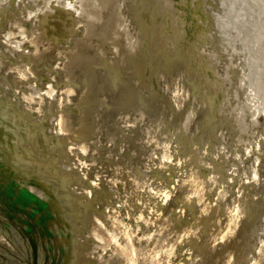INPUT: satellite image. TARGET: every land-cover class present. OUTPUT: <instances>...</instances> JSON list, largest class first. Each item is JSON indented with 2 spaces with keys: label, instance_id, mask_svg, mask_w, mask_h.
I'll list each match as a JSON object with an SVG mask.
<instances>
[{
  "label": "rangeland",
  "instance_id": "1",
  "mask_svg": "<svg viewBox=\"0 0 264 264\" xmlns=\"http://www.w3.org/2000/svg\"><path fill=\"white\" fill-rule=\"evenodd\" d=\"M0 41V146L47 182L12 206L0 174V264H264V0H0ZM37 202L76 233L21 224Z\"/></svg>",
  "mask_w": 264,
  "mask_h": 264
},
{
  "label": "bare ground",
  "instance_id": "2",
  "mask_svg": "<svg viewBox=\"0 0 264 264\" xmlns=\"http://www.w3.org/2000/svg\"><path fill=\"white\" fill-rule=\"evenodd\" d=\"M5 2V1H4ZM98 2L100 3V5H103V4H107L109 2V0H98ZM109 8V7H108ZM79 9V8H77ZM107 9V8H106ZM103 11V10H102ZM101 11V12H102ZM132 11V10H131ZM13 12V11H12ZM69 12V11H68ZM67 13V11H66ZM68 14V13H67ZM9 16V15H8ZM15 17V16H14ZM112 17V16H111ZM67 18V17H66ZM101 20V19H100ZM55 21V20H54ZM44 22V21H43ZM47 22V21H46ZM58 22V21H57ZM139 22V21H138ZM48 23V22H47ZM9 24V23H8ZM58 24V23H57ZM56 24V25H57ZM102 24V23H101ZM60 25V24H59ZM95 25V24H94ZM9 26V25H8ZM44 26V25H43ZM110 27V26H108ZM50 28V27H49ZM54 28V27H53ZM51 29V28H50ZM95 29V27L93 28ZM84 30V29H83ZM51 32V31H50ZM49 32V33H50ZM68 32V31H67ZM94 32V31H93ZM7 33V32H6ZM17 33V32H16ZM53 35H54V32H52ZM2 34V33H1ZM46 34V33H45ZM85 34V32H84ZM108 34V33H107ZM49 35V34H48ZM46 35H44L45 37ZM3 38V37H2ZM95 38V37H94ZM4 39V38H3ZM98 39V38H96ZM5 40V39H4ZM63 40V39H62ZM49 41V39L47 40ZM67 41V40H66ZM65 41V42H66ZM1 42V41H0ZM68 42V41H67ZM64 43V42H63ZM91 43V41H90ZM1 44V43H0ZM87 44V43H86ZM14 45V44H13ZM88 45V44H87ZM55 46V45H54ZM90 46V45H89ZM109 47L110 49V46H107ZM145 48V47H144ZM35 49V48H34ZM33 49V50H34ZM52 49V48H50ZM56 49V48H55ZM54 50V49H53ZM100 50V49H99ZM47 51V50H46ZM98 51V50H97ZM3 52V51H1ZM51 52V51H50ZM105 52V51H104ZM106 53V52H105ZM109 53V52H108ZM4 54H6V52H4ZM55 54V53H54ZM115 55V54H114ZM174 55V54H173ZM108 56V55H107ZM6 57V56H4ZM85 57V56H84ZM88 57V56H86ZM102 57H105V56H102ZM112 57V56H111ZM115 57V56H114ZM8 58V57H7ZM83 58V57H82ZM120 58V57H119ZM118 58V59H119ZM54 59V58H53ZM79 59V58H78ZM126 59V58H125ZM138 59V58H137ZM170 59V58H169ZM9 60V59H8ZM130 60V59H129ZM146 60V59H145ZM167 60V58L165 59ZM171 60V59H170ZM56 61V60H55ZM63 61V60H62ZM84 61V60H83ZM194 61V60H193ZM80 62V61H78ZM137 62V61H136ZM154 62V61H153ZM168 62V61H167ZM10 63V62H9ZM151 63V62H149ZM156 63V62H155ZM17 64V63H16ZM28 64V63H27ZM194 64V62H193ZM138 65V64H137ZM152 65V63H151ZM191 65V64H190ZM18 66V65H17ZM20 66V65H19ZM76 66V64L74 65ZM156 66V64H155ZM172 66V65H171ZM182 66V65H180ZM15 67V66H14ZM21 67V66H20ZM79 67V66H78ZM138 67V66H137ZM168 67V66H167ZM166 67V68H167ZM24 68V67H23ZM27 68V67H26ZM77 68V66H76ZM82 68V66H81ZM80 68V69H81ZM169 68V67H168ZM5 69V68H4ZM71 69V68H70ZM131 69V68H130ZM158 69V68H157ZM180 69V68H179ZM20 70V69H19ZM45 70V69H43ZM3 71V70H2ZM25 71V70H24ZM30 71V70H29ZM68 71V70H67ZM72 71V70H71ZM131 71V70H130ZM151 71H154V70H151ZM150 71V73H151ZM173 71V70H172ZM20 72V71H19ZM23 72V71H22ZM32 72V71H31ZM35 72V71H34ZM157 72V70H156ZM160 72V71H159ZM174 72V71H173ZM194 72V71H193ZM68 73L70 74V72L68 71ZM24 74V73H23ZM71 75V74H70ZM73 75V74H72ZM152 75V74H151ZM165 75V74H164ZM177 75V74H176ZM35 76V75H34ZM2 77V76H1ZM17 78V73H16V76ZM73 77V76H72ZM78 77V75H77ZM150 77H153V76H150ZM188 77V76H187ZM13 78V77H12ZM32 78V77H31ZM127 78H128V75H127ZM134 78V77H133ZM175 78V77H174ZM190 78V77H189ZM21 79V78H20ZM153 79V78H152ZM4 80V79H3ZM2 80V81H3ZM150 81V80H149ZM200 81V80H199ZM11 82V80H10ZM15 82V81H14ZM29 82V81H27ZM5 83V81H4ZM31 83V81H30ZM169 83V82H168ZM191 83V82H190ZM3 84V83H1ZM0 84V85H1ZM162 84V83H161ZM29 86V85H28ZM139 86V85H138ZM162 86V85H161ZM189 86V85H188ZM198 86V85H197ZM21 87V86H20ZM24 87V86H23ZM149 87V85H148ZM190 87V86H189ZM194 87V86H193ZM200 87V86H199ZM3 88V87H2ZM5 88V87H4ZM156 88V87H155ZM164 88V87H163ZM196 88V87H195ZM26 89V88H25ZM28 89V88H27ZM141 89V88H140ZM139 89V90H140ZM201 89V88H200ZM29 90V89H28ZM27 90V91H28ZM22 91V90H21ZM26 91V92H27ZM30 91V90H29ZM91 91H92V94H93V97H94V93H95V89L94 87H91ZM193 91V90H192ZM33 92V91H31ZM150 92V91H149ZM200 93V92H199ZM208 93V92H207ZM23 94V93H22ZM145 94V92H144ZM1 95V94H0ZM29 95V94H28ZM148 95V94H147ZM159 95V94H158ZM149 96V95H148ZM166 96V95H165ZM195 96V95H194ZM200 96V94H199ZM214 96V95H213ZM29 97V96H28ZM150 97V96H149ZM217 97V96H216ZM194 98V97H193ZM23 99V98H22ZM106 99V98H105ZM159 99V98H158ZM149 100V99H148ZM216 100V98H215ZM22 101V100H21ZM222 101V99H221ZM4 102V101H3ZM11 102V101H10ZM18 102V101H17ZM169 103V102H168ZM167 103V104H168ZM4 104V103H2ZM13 104V103H12ZM22 105V103H21ZM149 105V104H148ZM158 105V104H157ZM171 106V105H170ZM190 106V105H189ZM158 107V106H157ZM162 107V106H161ZM166 107V106H165ZM186 107V106H185ZM16 108V107H15ZM18 108V107H17ZM12 109V108H11ZM22 109V108H21ZM135 109V108H134ZM170 109V108H169ZM198 109V108H197ZM163 110V109H162ZM171 110V109H170ZM21 111V110H20ZM121 111V110H120ZM17 112V111H16ZM27 112V111H26ZM143 112V111H142ZM195 112V111H194ZM2 113V112H1ZM11 113V112H10ZM128 113V112H127ZM164 113V112H163ZM166 113V112H165ZM173 113V112H172ZM29 114V113H28ZM131 114V113H130ZM177 114V113H176ZM175 114V115H176ZM26 115V114H25ZM30 115V114H29ZM179 115V114H178ZM142 116V115H141ZM31 117V116H30ZM167 117V116H166ZM26 118V117H25ZM28 118V117H27ZM88 118L90 120V122L93 121V117L88 114ZM196 118V116L194 117ZM29 120V119H28ZM117 120V119H116ZM127 120V119H126ZM130 120V119H129ZM190 121V120H189ZM12 122V121H11ZM24 122V121H23ZM27 122V121H26ZM123 122V121H122ZM121 122V123H122ZM125 122V121H124ZM194 122V121H193ZM13 123V122H12ZM46 123V122H44ZM189 123V122H188ZM21 124V123H20ZM42 125V124H41ZM123 126V125H122ZM44 127V125H43ZM189 128V127H188ZM2 129H7V130H10L13 132V130L11 129V126L5 124L2 120H0V130ZM43 130V129H42ZM46 135V134H45ZM8 140L7 142H4V146H7V147H2L0 146V174H5V171L8 172L9 174V178L4 176L5 178L7 179H2V186L4 187L5 191H6V194L8 195V198L10 199V201L12 202V206L16 204V201L18 202L20 199H21V205H23L24 207L27 205H30L33 197H30V196H27L25 195V190L22 189V185L24 186H27V187H34L35 185H43V184H47L46 181H44V179H41V177L33 174V172L26 166V163L28 162V159L23 157V154H27V151L24 150L22 148V142H24L26 139L25 137H23L22 135H19L17 138L12 135V134H8ZM258 144V143H257ZM260 144V143H259ZM127 145V144H126ZM25 148V147H24ZM45 148V147H44ZM10 149V150H9ZM130 149V148H129ZM259 149V148H258ZM12 151V152H11ZM31 151V150H30ZM11 152V153H10ZM47 152V151H46ZM53 155V154H52ZM43 160V159H42ZM41 160V161H42ZM55 160V159H54ZM102 162H109L108 164L111 165L110 168H108L107 170V174H105V177L106 178H110V175H111V172H113L115 169L114 167H112L113 165L110 163L109 159L107 158V156L102 153V159H101ZM43 164V163H42ZM53 164V163H52ZM45 167V166H44ZM50 167V166H49ZM43 169V168H42ZM51 171V170H50ZM58 180V179H57ZM236 181V180H235ZM17 182H21V185H18ZM61 182V181H60ZM252 188V187H251ZM250 189V188H249ZM264 189V188H263ZM247 190V189H246ZM256 191V190H255ZM34 192H38L37 190H34ZM254 192V191H253ZM262 192V191H261ZM39 193V192H38ZM235 193V192H234ZM246 193V192H245ZM250 193V192H249ZM259 193V191H258ZM257 193V194H258ZM27 194V193H26ZM41 194V193H40ZM232 194V193H231ZM255 194V195H257ZM261 194V193H260ZM263 194V192H262ZM45 195V193H44ZM253 195V194H252ZM41 196H43L41 194ZM67 196V195H66ZM79 196V195H78ZM258 197V196H257ZM233 198V197H232ZM253 198V197H252ZM255 198V197H254ZM85 199V198H84ZM161 203H166L169 199V194H167L166 192L162 193L161 195ZM263 199V198H262ZM63 200V199H62ZM61 200V201H62ZM101 200L99 199V202ZM253 201V200H252ZM256 201V200H255ZM262 201V200H261ZM251 202V201H250ZM249 202V203H250ZM264 202V201H263ZM33 203V202H32ZM174 201H170L169 204H173ZM254 203V202H253ZM34 204V203H33ZM38 204L36 210H37V213L34 212V215L33 217L30 216V214H27V218L26 219H21L22 223L21 224H24V226L26 227H33L34 230H35V235L38 233L39 234H43L44 236L47 234V229L49 227L50 224H53L54 226L52 228L55 227V231L56 232H59V233H63V234H67L68 231H72L73 233H76L75 229L72 230V228H70L68 226V230L65 231L63 229V227L67 226L65 225V222L63 221V218H64V215L63 213L65 214L64 210H63V206L62 204L59 202L58 204V207H53V206H49L48 204L45 205V204H40V203H36ZM64 204V203H63ZM262 204V202H261ZM43 205L45 207H43ZM61 205V206H60ZM91 205V204H90ZM255 205V204H254ZM259 205V204H258ZM264 205V204H263ZM261 206V205H260ZM255 207V206H254ZM27 208V207H26ZM250 208V207H249ZM264 208V206H263ZM59 209L63 212H59ZM248 209V207H247ZM264 210V209H263ZM262 210V211H263ZM66 211V210H65ZM5 212V211H4ZM39 212V213H38ZM250 212V211H249ZM264 212V211H263ZM71 213V212H70ZM82 213V212H81ZM8 214V213H7ZM14 214V213H13ZM56 215V216H55ZM252 215V214H251ZM14 216V215H13ZM248 217V216H247ZM251 217V216H250ZM15 218V217H14ZM75 218V217H74ZM249 218V217H248ZM246 218V219H248ZM253 218V216H252ZM252 218H249V219H252ZM8 221L9 222H12V220L14 221V219L10 216H8ZM17 219V218H15ZM243 219V214H240V213H236V214H233L231 216V218H229V222H228V234H231L232 236L228 239H226L224 242V245L225 246H232L234 247V243L232 242L231 243H228L229 239L230 240H234V239H237L238 236L240 235V233L242 234V231L240 229V225H241V221ZM6 221V220H5ZM6 221V223L9 224V222ZM248 221V220H247ZM250 221H248L249 223ZM247 224V223H246ZM16 227L20 228L19 225H15ZM2 228V226H1ZM255 229V228H254ZM22 230L23 231H20V229H18V231L21 232V234H24V236L26 235V231L23 229L22 227ZM246 230V229H245ZM254 231V230H253ZM117 232V231H116ZM34 233V232H33ZM253 233V232H252ZM34 235V234H33ZM77 235V234H75ZM240 237V236H239ZM89 245V244H88ZM54 249L53 250H50V252L52 253V257L55 259L56 263L57 264H79V259L82 258L83 255V251H82V245L81 243L79 242L78 239H70V241H64L62 240L61 242H55V244L53 245ZM221 248H223L222 245H220ZM220 247L218 249V251L220 252ZM53 251V252H52ZM174 253V256H175V251H173ZM86 259H93L92 257H87ZM175 260V259H174ZM168 262V261H167ZM175 262V261H174ZM172 264V263H171ZM177 264V263H176ZM178 264H184L183 262H179Z\"/></svg>",
  "mask_w": 264,
  "mask_h": 264
}]
</instances>
